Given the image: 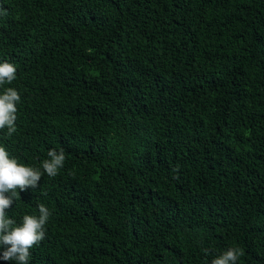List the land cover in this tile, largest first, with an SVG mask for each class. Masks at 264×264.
Here are the masks:
<instances>
[{
	"label": "trees",
	"instance_id": "16d2710c",
	"mask_svg": "<svg viewBox=\"0 0 264 264\" xmlns=\"http://www.w3.org/2000/svg\"><path fill=\"white\" fill-rule=\"evenodd\" d=\"M3 62L0 146L66 155L8 210L51 212L30 264H264V0H0Z\"/></svg>",
	"mask_w": 264,
	"mask_h": 264
},
{
	"label": "clouds",
	"instance_id": "9594fccd",
	"mask_svg": "<svg viewBox=\"0 0 264 264\" xmlns=\"http://www.w3.org/2000/svg\"><path fill=\"white\" fill-rule=\"evenodd\" d=\"M15 79V65L0 63V86L12 84ZM20 101L21 95L13 87L5 88L0 94V130L7 129L8 137L17 132V105ZM47 157L42 161L41 171V168L19 163L5 147L0 146V247L4 249L0 260L30 264L32 249L46 238L45 226L51 212L45 204H38L39 215H24L19 224L9 218L8 210L20 198L21 192L39 188L43 175L55 178L59 174L66 160L64 150L51 149ZM242 255V249L232 247L213 258L211 264H237Z\"/></svg>",
	"mask_w": 264,
	"mask_h": 264
}]
</instances>
